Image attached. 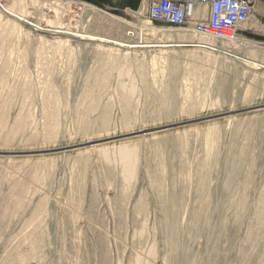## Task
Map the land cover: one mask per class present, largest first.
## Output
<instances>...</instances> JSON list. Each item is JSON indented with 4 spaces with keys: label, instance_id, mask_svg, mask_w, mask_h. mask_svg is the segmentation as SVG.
<instances>
[{
    "label": "rangeland",
    "instance_id": "rangeland-1",
    "mask_svg": "<svg viewBox=\"0 0 264 264\" xmlns=\"http://www.w3.org/2000/svg\"><path fill=\"white\" fill-rule=\"evenodd\" d=\"M0 1V264H264V43Z\"/></svg>",
    "mask_w": 264,
    "mask_h": 264
},
{
    "label": "built area",
    "instance_id": "built-area-1",
    "mask_svg": "<svg viewBox=\"0 0 264 264\" xmlns=\"http://www.w3.org/2000/svg\"><path fill=\"white\" fill-rule=\"evenodd\" d=\"M0 8L4 10L1 4ZM253 13V0H150L146 14L149 22L215 40L219 44L201 46L216 50V45L221 48L224 44L241 46L242 31Z\"/></svg>",
    "mask_w": 264,
    "mask_h": 264
},
{
    "label": "crops",
    "instance_id": "crops-1",
    "mask_svg": "<svg viewBox=\"0 0 264 264\" xmlns=\"http://www.w3.org/2000/svg\"><path fill=\"white\" fill-rule=\"evenodd\" d=\"M58 1V0H56ZM78 1V0H77ZM88 2L106 12L114 13H131L143 14L147 13L150 0H79ZM254 1V13L250 22L246 25V37H250L251 41L264 43V0ZM0 4L3 5L0 1ZM5 9V8H4ZM4 11V10H3ZM40 25V24H39ZM261 39V40H260Z\"/></svg>",
    "mask_w": 264,
    "mask_h": 264
},
{
    "label": "bare ground",
    "instance_id": "bare-ground-1",
    "mask_svg": "<svg viewBox=\"0 0 264 264\" xmlns=\"http://www.w3.org/2000/svg\"><path fill=\"white\" fill-rule=\"evenodd\" d=\"M4 12H6L8 15H12L14 16V14L12 12H9L6 10V8L4 9ZM21 19V18H20ZM19 20V19H18ZM21 21V20H20ZM23 22L31 25L32 27L36 28V29H41L38 25H36L35 23L29 21V20H22ZM55 32H63L61 31V28L57 29V30H54ZM92 39H96V40H100V41H104V42H110V43H113V44H117L121 47H137L138 45L136 44H124V43H120V42H116V41H110V40H106V39H103V38H97V37H91ZM177 45H181V44H177ZM192 45V44H191ZM194 46H197L199 47L200 44H196Z\"/></svg>",
    "mask_w": 264,
    "mask_h": 264
},
{
    "label": "trees",
    "instance_id": "trees-1",
    "mask_svg": "<svg viewBox=\"0 0 264 264\" xmlns=\"http://www.w3.org/2000/svg\"><path fill=\"white\" fill-rule=\"evenodd\" d=\"M250 38V37H249ZM261 40V39H260ZM262 41H264V39H262Z\"/></svg>",
    "mask_w": 264,
    "mask_h": 264
}]
</instances>
